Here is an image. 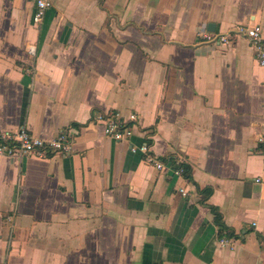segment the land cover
I'll return each instance as SVG.
<instances>
[{"label":"crops","instance_id":"crops-1","mask_svg":"<svg viewBox=\"0 0 264 264\" xmlns=\"http://www.w3.org/2000/svg\"><path fill=\"white\" fill-rule=\"evenodd\" d=\"M34 9L0 0V129L74 141L0 155V264H264V66L245 38L198 36L264 37V0H53L40 23ZM108 110L136 114L129 141L93 119ZM145 142L164 168L131 151Z\"/></svg>","mask_w":264,"mask_h":264},{"label":"built area","instance_id":"built-area-1","mask_svg":"<svg viewBox=\"0 0 264 264\" xmlns=\"http://www.w3.org/2000/svg\"><path fill=\"white\" fill-rule=\"evenodd\" d=\"M35 5L33 20L40 23L48 9L52 7L53 0H32ZM199 42L214 43L217 45L231 44L239 38H245L253 46L257 62L264 66V37L261 34L259 25L247 26L237 25L224 33L210 31H199ZM29 52L34 54L35 47L29 46ZM96 122L102 124L103 132L106 136L115 140L129 141L133 134V126L130 122L136 120V114L130 113L124 118L117 111H104L96 113L93 118ZM261 140V139H260ZM74 141L73 134L68 130H62L52 139H44L32 131L21 127L16 130L0 129V155L8 157H25L36 155L46 157L48 153L69 154L72 150ZM132 152H140L143 160L154 165L157 169H162L166 163L152 150L151 145L147 142L139 145H131ZM173 165V166H172ZM171 171L174 175L184 177L183 159L176 157L171 164ZM178 191L183 195L188 194L185 186H180ZM221 245L233 246L232 239L227 236L219 237Z\"/></svg>","mask_w":264,"mask_h":264},{"label":"trees","instance_id":"trees-1","mask_svg":"<svg viewBox=\"0 0 264 264\" xmlns=\"http://www.w3.org/2000/svg\"><path fill=\"white\" fill-rule=\"evenodd\" d=\"M183 167H184V175H186L188 177L189 176V168L187 166H185V165H183ZM232 235L233 234H231L229 232V230L227 229V231L226 230H223V233L219 237H221V236H227V237H229V236H232Z\"/></svg>","mask_w":264,"mask_h":264}]
</instances>
